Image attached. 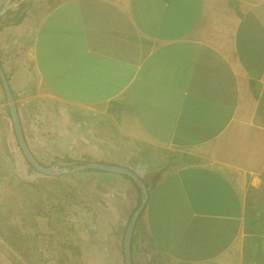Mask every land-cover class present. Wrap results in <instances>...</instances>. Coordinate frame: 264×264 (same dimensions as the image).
Here are the masks:
<instances>
[{
  "label": "crops",
  "instance_id": "0c3cea01",
  "mask_svg": "<svg viewBox=\"0 0 264 264\" xmlns=\"http://www.w3.org/2000/svg\"><path fill=\"white\" fill-rule=\"evenodd\" d=\"M27 1L21 23L0 21L18 109H57L42 137L63 157L141 177L133 263L264 264V0H0V13ZM76 173L95 192L79 199L89 230L125 231L143 192Z\"/></svg>",
  "mask_w": 264,
  "mask_h": 264
},
{
  "label": "rangeland",
  "instance_id": "374dc122",
  "mask_svg": "<svg viewBox=\"0 0 264 264\" xmlns=\"http://www.w3.org/2000/svg\"><path fill=\"white\" fill-rule=\"evenodd\" d=\"M19 106L27 142L37 159L47 166L65 160L61 141L42 137L47 129L58 128V116H53L57 109L31 107L26 101ZM9 109L0 82V249L17 264H125L123 244L130 219L119 234L89 230L94 215L89 221L80 218L91 207L84 208L79 199L86 194L94 202L95 192L83 184L91 179L77 173L63 176L60 168L53 175L32 170Z\"/></svg>",
  "mask_w": 264,
  "mask_h": 264
},
{
  "label": "water",
  "instance_id": "95a60500",
  "mask_svg": "<svg viewBox=\"0 0 264 264\" xmlns=\"http://www.w3.org/2000/svg\"><path fill=\"white\" fill-rule=\"evenodd\" d=\"M8 5L1 11L0 13V21L3 17V15L7 12ZM0 79L2 81L7 99L9 101L11 116L14 124V129L16 132L18 143L27 159V161L33 165L38 171L45 173L47 175H53L59 168L62 173H76L83 170H101L105 172H111V173H117L124 176L131 177L135 183L140 187L142 190L145 198L142 201V203L139 205V207L136 209V211L133 213L127 230L124 237V244H123V250H124V257H125V263L126 264H134L133 263V257H132V244H133V237L135 234V229L138 223V220L140 218L141 213L145 209L148 198H149V192L147 190V186L141 179V177L132 169L123 166V165H117V164H109L104 162H97V161H91L84 163L80 166L72 165L65 161H59L58 164H54L51 166L44 165L32 152L25 133L22 126V121L19 113V109L13 94V91L11 89L8 77L2 67L1 61H0ZM60 165V166H59ZM72 165L73 167L70 169L68 166Z\"/></svg>",
  "mask_w": 264,
  "mask_h": 264
},
{
  "label": "trees",
  "instance_id": "16d2710c",
  "mask_svg": "<svg viewBox=\"0 0 264 264\" xmlns=\"http://www.w3.org/2000/svg\"><path fill=\"white\" fill-rule=\"evenodd\" d=\"M26 13H27V5H24V2L23 3H21L20 4V6L18 7V8H16V9H12V10H9V11H7V13L6 14H8L9 16H10V18L8 19V20H10V22H13V23H15V24H19V23H21L22 22V20L25 18V16H26ZM0 82L2 83V81H1V79H0ZM3 85V84H2ZM6 98H7V96H6ZM9 111H10V109H9ZM10 115H11V112H10ZM63 161H65V162H68V163H70V164H72V165H75V166H80V165H82V164H84V163H87V161H85V160H75V159H72V158H70V157H67L65 160H63ZM104 163H109V164H117V163H115V162H110V161H103ZM29 163V162H28ZM30 164V163H29ZM72 165H70V166H68V168H72L73 166ZM30 168L32 169V170H34V171H37V172H40V171H38L33 165H31L30 164ZM86 171H91V172H103V171H101V170H86ZM63 176H69V175H71V173H61ZM126 177H128V176H126ZM129 179H131L134 183H135V181L131 178V177H128ZM135 185L138 187V189H139V191H140V193H142V191H141V189H140V187L135 183ZM141 202V201H140ZM135 240H136V234H134V237H133V244H134V242H135Z\"/></svg>",
  "mask_w": 264,
  "mask_h": 264
}]
</instances>
